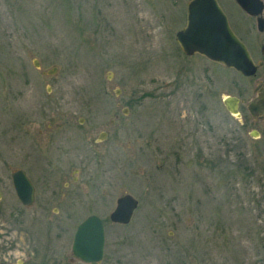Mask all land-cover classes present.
<instances>
[{
	"label": "rangeland",
	"instance_id": "obj_1",
	"mask_svg": "<svg viewBox=\"0 0 264 264\" xmlns=\"http://www.w3.org/2000/svg\"><path fill=\"white\" fill-rule=\"evenodd\" d=\"M189 1L0 0V245L10 264H84L71 245L90 215L105 228L97 264H264V116L246 109L255 82L182 54L175 36ZM219 1L233 12V0ZM224 96L241 100L240 118ZM47 124L73 133L61 148L81 164L77 217L51 206L45 218L68 225L28 212L14 224L9 176L23 158L12 134L34 138ZM123 194L138 201L127 225L109 218Z\"/></svg>",
	"mask_w": 264,
	"mask_h": 264
},
{
	"label": "flooded vegetation",
	"instance_id": "obj_2",
	"mask_svg": "<svg viewBox=\"0 0 264 264\" xmlns=\"http://www.w3.org/2000/svg\"><path fill=\"white\" fill-rule=\"evenodd\" d=\"M216 1L226 16L229 28L244 44L249 53L251 62L255 66L254 73L250 76H244L234 69L228 70L235 71L242 78L254 79L256 95L247 104L246 109L253 118L263 117L264 0H259L260 3L251 0L247 2L248 11H246L237 0H233L234 3L230 4L231 7H229L233 11L230 13L232 16L226 12L225 7L219 0ZM206 61L208 60L206 59ZM226 97H232L238 100L237 110L239 111L241 100L235 96H224L222 102ZM257 99L258 101L254 103ZM250 107L258 108V110L250 111ZM44 109L46 110V108ZM51 109L52 108H48V110ZM54 109L58 110L59 108ZM226 111L228 112L227 109ZM67 120L69 119L67 118ZM18 121L21 123H16V129L18 126L19 131H22L23 127L27 125V120L20 118ZM64 126L69 128L71 124L67 123L64 124ZM45 127V130H39L37 135H34V138H32V133L29 131L24 132L23 135H18L16 129H14L12 134L14 143L13 150L17 153L15 155L17 158H23L22 165L14 168L9 176V185L10 190H12L13 198L9 200L7 205H11L17 209L15 211L20 212L18 215H12V222H15L14 224L20 225L22 223L21 218L25 216L26 212H28V216L34 215L42 217V221L36 223L42 226L55 225L56 227L68 225V220L77 217L76 211H78L79 208L80 198L78 188L81 164L79 158L73 156L71 151L66 150L64 152L61 148L63 140L73 139L71 138L73 133L65 132V130L62 132L60 129L54 128L52 124H47ZM104 137H107L106 133L100 134L95 143L103 142ZM31 139H35L34 143L30 142ZM21 141L23 143H21ZM32 151H38L40 154L33 155ZM59 152H61V154ZM33 158L38 159L37 162L41 168L40 171L36 170V165L32 164ZM60 179H62L61 184H59ZM27 186H29L30 189H28ZM60 189L62 190L60 191ZM51 206L55 209L56 213H54V215H57L58 211H64L66 216L70 217V219L61 217L55 219L45 218L47 210ZM33 210H35L34 213L32 212ZM13 245L16 244L14 243ZM6 255L9 257V254L2 250V246L0 245V264H10V258L6 257ZM72 257L77 259L73 255ZM77 260L80 261L79 259ZM16 261V264H41L24 259Z\"/></svg>",
	"mask_w": 264,
	"mask_h": 264
},
{
	"label": "water",
	"instance_id": "obj_3",
	"mask_svg": "<svg viewBox=\"0 0 264 264\" xmlns=\"http://www.w3.org/2000/svg\"><path fill=\"white\" fill-rule=\"evenodd\" d=\"M249 1L237 0L246 11H248L247 2ZM251 1L260 3L259 0ZM175 39L186 56L202 55L226 68H234L244 76L254 73L255 66L245 46L230 30L227 19L216 0H191L187 8L186 26L177 32ZM34 66L38 68V62L35 61ZM49 74L53 75V72ZM257 101L258 99L254 103ZM223 103L233 117H240L236 98L226 97ZM256 110L258 108L250 107V111ZM255 133L250 132L253 139L258 138ZM27 188L30 189L29 186ZM137 206L138 201L131 195L125 194L119 197L110 215L111 222L121 225L129 224ZM104 243L103 222L97 216H89L76 229L72 254L85 264H97L103 258Z\"/></svg>",
	"mask_w": 264,
	"mask_h": 264
}]
</instances>
